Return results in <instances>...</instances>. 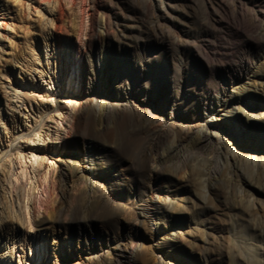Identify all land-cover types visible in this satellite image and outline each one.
I'll use <instances>...</instances> for the list:
<instances>
[{
  "label": "rangeland",
  "instance_id": "obj_1",
  "mask_svg": "<svg viewBox=\"0 0 264 264\" xmlns=\"http://www.w3.org/2000/svg\"><path fill=\"white\" fill-rule=\"evenodd\" d=\"M152 1L160 2L169 18L152 8ZM263 2L250 0L261 10ZM229 3L0 0V264H264V14L254 29L245 32L249 40L245 43L214 20L213 14L225 18L224 6L228 8ZM96 39L94 76L89 59ZM207 43L218 50L209 56L211 63H236L240 53L249 55V79L242 80L246 89L241 81L231 89L234 100L228 103L233 106L229 120L216 124L211 119L221 116L210 110L171 118L157 105L142 113L134 106L112 103L109 91L125 90L136 80L132 58L144 65L145 81L151 88L164 71L169 76L181 71L180 58L188 62L187 87L195 83L203 91L207 82L216 84L217 76L212 74L207 80L208 70L194 55L198 46L207 51ZM230 44L234 47L226 57L223 48ZM106 61L110 62L108 71ZM188 95L184 94L181 108L193 105ZM58 103L63 106L57 107ZM81 110L84 124L105 132L98 140L114 145L105 152L108 167L120 165L123 159L133 163L139 146L154 131L163 132L154 152L166 156L165 161L155 162L159 173L152 195L159 200L157 213L134 216L131 241L126 244L127 262L114 248H124L122 243L103 240L96 248L88 238L87 242L83 237L74 240L50 223L59 200L62 170L67 165L71 174L80 176L81 165L90 166L63 161L72 148L82 153L78 137L82 131L74 119ZM194 118L199 125L188 128L186 123L190 125ZM140 124L149 127L146 137L130 133ZM202 127L216 130L221 142L213 139L198 147L195 141ZM181 136L186 139L179 144ZM119 139L134 148L129 144L131 150L121 154ZM244 143L247 146L241 147ZM86 187L79 185L82 190ZM124 188L114 182V198L102 210L107 214L101 211L97 228L89 227L88 233L96 240L101 241L105 229L118 230L115 216H131ZM78 216L67 215L77 233Z\"/></svg>",
  "mask_w": 264,
  "mask_h": 264
},
{
  "label": "bare ground",
  "instance_id": "obj_2",
  "mask_svg": "<svg viewBox=\"0 0 264 264\" xmlns=\"http://www.w3.org/2000/svg\"><path fill=\"white\" fill-rule=\"evenodd\" d=\"M150 3H151L152 8L155 7V8H158L160 10L159 14L161 16L168 17L165 14L167 12H163V7H161V5H159L160 2L155 3V1H152ZM172 4H174V3H172ZM221 6H223L222 3L219 4V7H221ZM224 9L225 10L227 9L225 18L223 19V18L217 16L216 14H213L214 20H216L219 24L224 25L228 31L227 33H232V34L235 33L237 36L243 37V41H245V43L249 42L248 37H246L245 32L251 31L252 29L255 28L259 16L261 15V13L264 14V11H262L264 8L261 10L258 6H256V4L255 5L251 4L250 0H230L229 7L226 8L224 6ZM140 10H141V8H140ZM214 10H215V8H214ZM155 15H156V12H155ZM155 15H154V18L156 17ZM107 16H109V15L107 14ZM174 16H175V14H174ZM133 18H134V16H133ZM170 18H172V17H170ZM107 19L109 20V18H107ZM174 19H175V17H174ZM104 20H105V18H104ZM108 22L110 23V21H108ZM262 22H263V20H262ZM114 23H116V22H114ZM123 24H125V23H123ZM131 24H132V22H131ZM131 24H130V26H131ZM98 25H101V24H99V21H98ZM135 25L138 26L137 24H135ZM263 25H264V23H263ZM149 26H153V25H149ZM168 26H169V24H168ZM208 26H211V25H208ZM111 27H112V25H111ZM115 27H116V25H115ZM127 27H129V26H127ZM263 27H262V29H263ZM129 28H131V27H129ZM216 30H215V32H216ZM219 30H220V28H219ZM206 31H208V30H206ZM119 32H121V31H119ZM148 32H149V30H148ZM250 33H253V32H250ZM98 35H101V34H98ZM108 35H110V34H108ZM108 35H107V37H108ZM154 35H157V34L155 33ZM170 35H172V34H170ZM204 35H205V33H204ZM127 36H129V35H127ZM138 36H140V38L142 37L141 35H138ZM96 37L99 38L98 36H96ZM225 37H226V35H225ZM116 38H117V36H116ZM116 38H114V40ZM142 39H144V38H142ZM98 41H99V39L95 40L94 46L91 50V58L89 59L91 67H92L91 74L94 76H96V73H97L95 71V67H96V52H97V42ZM102 41H103V39H102ZM229 41H232V43H233V40H229ZM219 42L220 41H218L217 43H219ZM254 42H256V40H254ZM119 43H120V41H119ZM207 45H208V46H206L207 51H205V52L200 51L198 49V47H199L198 46L197 49H194V55L196 56V58L198 60H200V62L202 63V66L206 70H208L207 80L210 78V76H213L212 74H215L217 76V83L212 84L211 82H207L203 91H199L198 87L195 83H193L192 87H190V88L187 87V84H188L187 82L189 80L188 79L189 77L187 76L188 75L187 74V71H188L187 63L188 62H185L186 60L184 61L180 58L179 62L177 61V63L180 64L181 71H176V72H174L173 75H170V76L168 75L167 70L164 71L162 73L163 74L162 77L156 83H154V88H151L150 87L151 83L150 82L147 83L145 81L146 78L148 77V72L143 67L144 65L141 62H139V60L132 58L131 59L132 69H133V71L135 73V77H136V80L134 81L133 85L127 86V88L125 90H122V91L120 90L117 93L109 91L108 96L112 99V103L114 105H116L117 107H121V106L122 107H133L134 106L136 109H139L142 113H146L147 109H149V107L151 105H157V106L162 107V109L164 111L168 112L171 118L185 117V116L189 117V116H192L195 111L197 112V111L205 110V112H206L207 110H210L212 113L218 112L221 116V117L211 119L212 121L216 122V124L229 120L228 116H230V115H228V112H233V110H232L233 106L229 105L228 103L230 100H234L233 99L234 97L232 94L233 91H231V89L235 88V84L238 81L242 82L243 90L246 89V81H242V80L244 78L249 79V73H250V71H249V65H250L249 55H247L245 52L240 53V55H239L240 60L239 61L237 60L238 62H236V63H233L231 61H226L224 63L221 62V64H219V62H218V64H216L217 62L211 63V61H209V59H208L209 56H212V57L215 56L218 53L217 52L218 50L216 51L215 48H213L214 46H210L208 43H207ZM223 46H224V44H223ZM220 47H222V46H220ZM232 47H234V46H232L230 44V47L223 48L224 56L228 57V55H229L228 53L230 52V51L228 52V50L232 49ZM134 52H135V50H134ZM174 53H176V51H174ZM231 54L232 53H230V56H231ZM211 59H213V58H211ZM109 63H110L109 61H106L105 69L107 71L109 69ZM107 76H108V73H107ZM117 85H118V83H117ZM126 85H128V84H126ZM183 86H184V89H183ZM187 93H189V95H188L189 97L194 99V103L190 107L181 108V103H182V100L184 98V94H187ZM62 106H63V104H61V103L57 104V107H62ZM83 110L78 111L77 116L74 117L79 131H82L80 134L78 133L79 134L78 135L79 143H81V145H82L81 146L82 147V153L79 154L78 152H76L75 149L72 148L66 153L65 157L63 158V161H79L81 163H87L88 162V163H90V166H86V164L81 165L82 167L80 170L82 171V173L80 176H76V175L71 174L67 169V167H68L67 165L62 170V172L60 174V178H59L60 184L58 186L59 187L58 188L59 200H58L57 208L54 211V216L52 217L50 223L54 227L56 226L59 230H62L66 235L71 234L74 240H76L78 237H83V240L87 242V238H88V240L92 244V246H94L96 248L97 247L100 248L102 246L101 243L103 240H106L108 242V244H110V243L115 244L117 242L122 243L124 245V248L121 249L118 246H115L114 248L116 250V254L118 256H120L122 261L127 262V261H129V258L127 256L128 251H127L126 244H128L131 241L130 240L132 237L131 227H132L133 221L136 220V218L134 216L138 213L139 215H142L143 217L146 218V217H149L151 214L154 215L155 213H157V211L155 209L158 208L157 203L159 200H158V198L155 199V196L152 195L153 194L152 190L155 187V183L158 181V173H159V168L157 167L155 162H156V160L159 161L160 163L165 161L166 156L159 154V153L154 154V152H156V150H157L158 141L162 137L163 132H162V130H158V131L156 130L153 132L152 138H149V140L146 139L147 141L144 140L145 141L144 143L142 142L143 144L140 145L139 148L137 149V151L135 152V157H134L133 163L131 161L129 162V161H126L123 159V160H121L120 165L108 167V165H106V163H108V162H107L106 157H105V152L112 151L114 145L109 144V143L105 145L103 142L98 140L97 137L99 135L102 136L103 135L102 133H105V132L102 131L101 129H97L96 127H94L92 125L90 126L87 123L84 124L83 123V118H84ZM106 113H107V111H106ZM197 113L199 114V112H197ZM192 120L193 121L190 123V125L188 123H186L188 128H191V126H194V125H199V123L195 120V118ZM218 121H220V122H218ZM148 132H149V127H146L145 125L141 126V124H140V125H138V127H136V129L133 128L130 133L132 135H136V136L139 133H141L146 137ZM37 137H38L37 139L40 138V136H37ZM106 138H108V136ZM100 139H102V138H100ZM185 139L186 138L184 136H181L180 138H178L179 144L182 143ZM213 139H215L218 142H221L220 135L218 134V132L216 130L211 129L209 127H202L199 130V137L195 141V143L198 147H202V146H206V145L210 144ZM126 140H127V138H126ZM118 142H119L121 154H127L129 152V150H131L130 146H129L130 143L129 144L126 143L123 139H119ZM244 144L245 145H241V147L247 146L246 143H244ZM252 147H253V145H252ZM133 153L134 152H132V154ZM172 153L173 152L171 151L168 155L171 156ZM119 158H121V157H119ZM63 167H64V165H63ZM114 182H120L121 184H123L125 186L124 190L126 192H128V194L125 195V193H124L123 197H124L125 202L127 204H129V207H130V213L129 214H131V216L130 215L115 216L114 221L116 223H114V224H117L118 230L113 231V230H106L105 229L104 232L100 233L101 241H98L93 236V233H90V234L88 233V230L90 229L89 227L91 225H93L94 227L97 228L98 223L100 221L98 219L99 213L103 210V208L107 204V202H109L110 200H112L114 198V194H113ZM82 183L86 184L89 187H86L85 190L80 189L79 185ZM103 212L104 211H102V213ZM71 213H75L76 215H79L77 218L78 220L75 221L76 224H78L80 227L79 233H77L74 230V228L72 227L74 224V222L72 221L73 219L71 220V218L70 219L67 218V215H69ZM103 214H107V213L105 212ZM106 216H108V215H106ZM102 220H103V218H102ZM108 225H109V223H108ZM134 251H135V249H134ZM136 253H137V251H136Z\"/></svg>",
  "mask_w": 264,
  "mask_h": 264
}]
</instances>
